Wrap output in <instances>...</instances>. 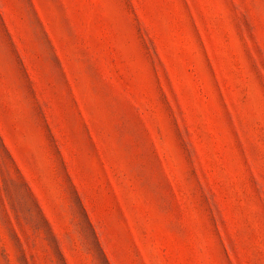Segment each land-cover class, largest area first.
Returning a JSON list of instances; mask_svg holds the SVG:
<instances>
[{
  "label": "rangeland",
  "instance_id": "1",
  "mask_svg": "<svg viewBox=\"0 0 264 264\" xmlns=\"http://www.w3.org/2000/svg\"><path fill=\"white\" fill-rule=\"evenodd\" d=\"M0 264H264V0H0Z\"/></svg>",
  "mask_w": 264,
  "mask_h": 264
}]
</instances>
